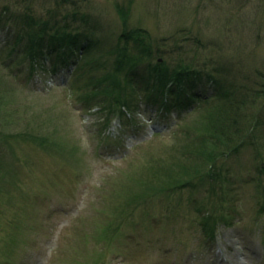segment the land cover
<instances>
[{
  "label": "rangeland",
  "instance_id": "1",
  "mask_svg": "<svg viewBox=\"0 0 264 264\" xmlns=\"http://www.w3.org/2000/svg\"><path fill=\"white\" fill-rule=\"evenodd\" d=\"M58 1L33 0L35 12L45 15ZM77 1L100 20L94 37L107 44L127 21L163 42L168 65L214 73L224 64L230 75L217 76L228 91L247 77L249 87L264 85L256 84L264 73V0ZM119 7L129 10L127 20ZM6 40L7 30L0 51ZM20 59L15 79L0 68V264H264V116L219 181L169 194V179L156 170L172 165L176 179L185 164L170 152L177 113L161 123L150 109L122 122L118 110L70 91L77 67L39 69L28 79Z\"/></svg>",
  "mask_w": 264,
  "mask_h": 264
},
{
  "label": "trees",
  "instance_id": "2",
  "mask_svg": "<svg viewBox=\"0 0 264 264\" xmlns=\"http://www.w3.org/2000/svg\"><path fill=\"white\" fill-rule=\"evenodd\" d=\"M27 2L29 5L9 0L0 9V33L7 30V43L0 51V68L4 67L15 79L21 71L13 65L22 57L20 61L29 65L25 74L33 79L39 69L56 75L61 68L75 66L77 72L74 71V82L70 81V91L102 106L103 111L118 110L125 123L129 121L127 116L133 115L138 122L137 116L150 109L155 110L161 123L177 113L179 121L173 133L178 144L170 152L177 149L185 164H181L176 179L169 176L172 165L156 170L169 179L170 188L163 186L166 193L196 189V181H219L228 159L260 127L264 85L261 89L249 87L251 77H247L248 83L228 91L217 76L230 75L224 64L219 63L214 73L184 61L168 65L161 59L165 51L163 42L155 41L143 28L130 29L123 21V31L116 36L115 43L107 44L105 39L94 37L97 30L102 33L100 20L81 11L77 0H59L56 8L45 15H37L33 0ZM119 10L127 20L129 10ZM79 25L86 30H80ZM195 42L202 45L201 40ZM259 74L261 80L256 84L261 86L264 73ZM211 85L215 88L213 95L206 90ZM1 95L0 92V104ZM261 171L264 173V167ZM157 179L164 180L162 176ZM206 223L209 229L213 228Z\"/></svg>",
  "mask_w": 264,
  "mask_h": 264
}]
</instances>
